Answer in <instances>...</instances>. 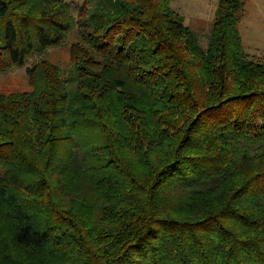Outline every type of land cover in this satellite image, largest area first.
Instances as JSON below:
<instances>
[{"label":"trees","instance_id":"16d2710c","mask_svg":"<svg viewBox=\"0 0 264 264\" xmlns=\"http://www.w3.org/2000/svg\"><path fill=\"white\" fill-rule=\"evenodd\" d=\"M172 2L0 0V74L39 58L0 94V264H264L244 0L217 1L205 47ZM72 31L66 76L41 57Z\"/></svg>","mask_w":264,"mask_h":264},{"label":"rangeland","instance_id":"374dc122","mask_svg":"<svg viewBox=\"0 0 264 264\" xmlns=\"http://www.w3.org/2000/svg\"><path fill=\"white\" fill-rule=\"evenodd\" d=\"M218 0H173L172 8L183 17L184 25L192 28L199 35L201 46L207 44V37L214 19ZM73 7H79L84 0H67ZM73 10H75L73 8ZM74 15L76 12L74 11ZM238 30L242 38L244 51L254 60L264 57V0H244V10ZM74 31L69 33L65 43L51 50H48L41 58L46 59L61 67L66 76L72 69L69 61V47L76 41ZM39 58L29 59L23 68H15L11 71L0 74V94L10 92L28 91L29 85L26 75V68L32 66ZM69 78V77H68ZM69 89H74V84L69 83Z\"/></svg>","mask_w":264,"mask_h":264}]
</instances>
